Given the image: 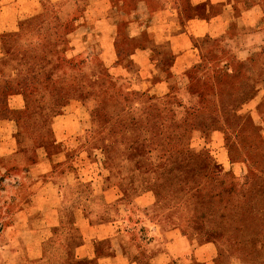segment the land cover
<instances>
[{"label": "rangeland", "instance_id": "obj_1", "mask_svg": "<svg viewBox=\"0 0 264 264\" xmlns=\"http://www.w3.org/2000/svg\"><path fill=\"white\" fill-rule=\"evenodd\" d=\"M58 1L40 0L0 33V160H13L0 164V239L21 254V206L73 160L67 168L76 179L91 170L102 198L149 194L147 220L185 244L188 258L168 264H207L196 249L212 264H264V0H229L232 42H197L185 26L219 8L214 0ZM254 3L262 17L247 25L241 13ZM61 115L70 126L55 133ZM89 180L75 185V200L97 186ZM72 221L67 214L41 260L18 264L78 263Z\"/></svg>", "mask_w": 264, "mask_h": 264}, {"label": "crops", "instance_id": "obj_2", "mask_svg": "<svg viewBox=\"0 0 264 264\" xmlns=\"http://www.w3.org/2000/svg\"><path fill=\"white\" fill-rule=\"evenodd\" d=\"M50 1L52 3L59 2L58 0ZM40 4V0H0V33L15 30L18 23L39 9ZM214 4L217 5L213 6H219V8L204 10L201 15L193 16L185 23L189 34L191 33L190 36L194 35L197 42L204 37H214L224 41L232 40L233 34H231L230 28L233 21L236 20L235 16L232 20L228 15L230 1L225 0L221 5L220 0H214ZM241 14L242 21L249 22L247 25H250L261 20L262 10L259 4L254 3ZM246 18L249 20L246 21ZM242 27L244 29V25ZM186 36L185 32H181L173 38L180 44ZM193 45L191 43L190 46ZM193 48L196 50L194 46ZM249 49L247 44H240L234 48V50L243 53L242 56L247 55ZM196 51L186 48L185 53L192 55L194 59L198 54V50ZM148 56L141 59V64L151 60V57ZM143 69L148 71L146 67ZM152 75L151 71V77ZM67 117L68 115L59 117V119H64L65 125L53 128L55 133L64 131L66 126L69 128ZM11 161L13 160H0V164H8ZM72 164L73 160H65L62 163L65 170L51 173L48 176L49 183L41 186L37 193L33 194L31 202L23 203L20 210L23 211L24 218L19 222L17 232L19 235L17 242L21 246V254L11 252L7 246L10 245L8 237L0 239V264H18L21 260H41L44 244L54 237L55 230L64 229V221L68 212L73 216L72 224L78 231L81 240L72 252L74 260L79 264H82L81 262L85 264H141L139 260L148 262V264H168L171 257L173 259L188 258L185 244L178 230L167 231V238H165L159 225L147 220L144 213L151 209L147 200L149 194L137 197L131 204H122L119 196L113 192H109L102 198V194L105 192L96 175H93L89 169L87 171V167H81L82 172L76 179L78 175H75L74 168H67ZM86 171L89 173L88 175ZM27 176L26 172L21 173L18 181L26 179ZM89 178L97 186L91 193H87L85 196L81 195L79 199L75 200L74 196L79 195L77 192L73 195L75 185L79 182L90 181ZM88 200L90 203H87ZM134 210H138L139 215L135 214ZM130 216L132 221H130ZM170 237L173 239L172 242ZM57 242L61 244L64 240L60 236ZM171 244L177 248L173 256L168 250ZM159 248L161 251H158ZM196 251L197 249L192 252L197 261H208L207 264H212L209 253ZM141 252L148 255L143 257L140 255Z\"/></svg>", "mask_w": 264, "mask_h": 264}, {"label": "trees", "instance_id": "obj_3", "mask_svg": "<svg viewBox=\"0 0 264 264\" xmlns=\"http://www.w3.org/2000/svg\"><path fill=\"white\" fill-rule=\"evenodd\" d=\"M88 202L90 203V200H88V201H87V203H88ZM67 214H71V213H70V212H68ZM67 214H66V215H67ZM71 217H73V216H72V214H71Z\"/></svg>", "mask_w": 264, "mask_h": 264}]
</instances>
